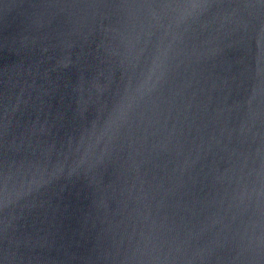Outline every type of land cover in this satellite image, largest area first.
I'll return each instance as SVG.
<instances>
[{"label": "water", "instance_id": "1", "mask_svg": "<svg viewBox=\"0 0 264 264\" xmlns=\"http://www.w3.org/2000/svg\"><path fill=\"white\" fill-rule=\"evenodd\" d=\"M0 264H264V0H0Z\"/></svg>", "mask_w": 264, "mask_h": 264}]
</instances>
